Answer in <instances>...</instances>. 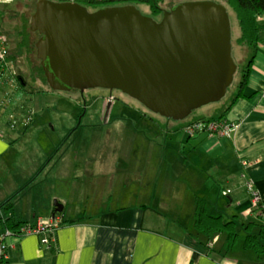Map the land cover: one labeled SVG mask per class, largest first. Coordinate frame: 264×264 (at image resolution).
Returning a JSON list of instances; mask_svg holds the SVG:
<instances>
[{
	"label": "crops",
	"instance_id": "0c3cea01",
	"mask_svg": "<svg viewBox=\"0 0 264 264\" xmlns=\"http://www.w3.org/2000/svg\"><path fill=\"white\" fill-rule=\"evenodd\" d=\"M261 18L264 20V15ZM261 35L262 40L254 48L242 45V50L250 52L245 61L251 52L253 58L247 84L239 96L237 84L224 105L206 109L180 127L159 123L163 134L158 137L136 135V140L132 139L135 163L129 176L135 179L130 193H120L122 189L118 192L125 182L117 178L114 196H106L110 200L133 201L132 204L108 206L105 197H100L104 201L89 214L65 216L67 202L53 186L46 185L41 172L47 170L56 181L71 178L75 182L86 175L90 183L107 181L104 169H108L102 166L106 154L99 152L97 156L90 150L83 156L82 165L76 166L71 164L70 152L63 144L49 145L48 150L39 151L40 156L50 157L46 166L41 169L42 161L33 166L29 158L21 156L19 160H27L28 166L14 167L22 173L14 180L10 166L16 164V156L11 157L10 150L27 136L12 137L11 131L2 134L5 130L0 120V237L5 234L9 264H264V255L255 258L251 250L241 249L240 242L235 250L225 249L223 234L214 237L212 253L189 234L197 200L209 214L234 221L237 231L241 230L238 233L244 234L247 223L262 222L246 188V183L252 181L264 199V32ZM217 118L237 124L229 136L207 130L188 134L185 130L195 120ZM180 128L185 133L178 136L175 131ZM55 151L58 156L53 155ZM115 156L121 159L125 155L116 151ZM77 160L81 162L79 157ZM124 172L129 174L118 171L117 176ZM81 189L85 188L73 184L68 192L75 198ZM90 196L89 193L84 200H90ZM18 197L23 199L17 206L14 200ZM92 200L96 202V198ZM54 201L61 203V211L54 212ZM7 203H11L8 209ZM184 209L186 219L181 217ZM54 215L60 217L61 223L51 233L19 234V228L8 230L4 224L9 218L13 227L19 222L21 226H34ZM41 237H47L52 247L46 248Z\"/></svg>",
	"mask_w": 264,
	"mask_h": 264
},
{
	"label": "water",
	"instance_id": "95a60500",
	"mask_svg": "<svg viewBox=\"0 0 264 264\" xmlns=\"http://www.w3.org/2000/svg\"><path fill=\"white\" fill-rule=\"evenodd\" d=\"M29 29L50 89H118L172 120L222 98L236 71L228 13L214 0L178 2L158 20L134 4L37 0Z\"/></svg>",
	"mask_w": 264,
	"mask_h": 264
},
{
	"label": "rangeland",
	"instance_id": "374dc122",
	"mask_svg": "<svg viewBox=\"0 0 264 264\" xmlns=\"http://www.w3.org/2000/svg\"><path fill=\"white\" fill-rule=\"evenodd\" d=\"M36 1L37 0H2L0 8V31L6 36L9 49L8 64H5L2 68L0 76V120H3L2 127H4L3 130H5L2 134L6 131H11L12 137L17 136V138H21L24 135L27 136L22 139V142L10 150L12 154L11 157L16 156V164H13L14 166L11 164L10 166V170L13 171L11 177L14 180H18V177L22 174L16 171L14 167L28 166L27 160H19L21 156H25L27 159L29 158L33 166L35 164L38 166L41 165V161L43 162V166L46 165L48 158L42 155L40 156L39 154L41 149L43 151L46 149L48 150L49 145L55 146V144H57L58 147V145L60 146L63 144L64 149L66 148V150L70 152V157L74 155L75 158L79 157L81 159V162L77 160L78 163L76 166L82 165L83 156L87 155L90 150L98 153L97 156H99V152H104L106 154V161L105 158H102V166H106L108 169V171L104 169V174L108 176L107 181L102 179L101 181L98 180L97 183H90L89 175L78 177L75 182L74 179L71 178H68L69 180L56 181V178H52L53 174H50L47 170L41 172L40 177L41 179H45L47 186H53L56 194L67 202L65 216H77L84 212L85 214H89L96 209L100 201H104L99 200L100 197H105V200H107L109 204L108 206L132 204L133 201L121 202L115 199L110 200L106 197L108 195L114 196L113 183L117 178L125 182V187L124 185H122L124 188L120 186L118 192L122 189L120 193H124L127 196L130 193L131 183L135 179H131L132 177L129 176L132 172L133 163H135L132 156V154H134L132 139L136 140V135H138L139 138H152L155 135L158 137L159 134H163L159 129V123H162V125H166L167 123L171 125L175 124L180 127L192 120L193 117L203 113L206 109H210L211 111L212 108H217L222 104L224 105L229 98H231V94L236 90V86L242 75L241 71L247 61H245V59L250 52L247 49L248 47L242 50V45L237 42L240 30L234 12L229 9L227 10L230 23L232 57L236 64V71L233 75L231 84L228 86L222 98L193 109L181 120H167L161 115L152 112H144L142 109H139L140 112L138 113L127 106L121 104L114 105V109L117 108L119 110H113L109 117H112L113 121H115H111L106 125L99 120V114L96 113L94 116L91 115L94 107L90 105L91 101L88 100L86 105L87 112L76 128L74 124L77 121L76 118H78V114L75 116L74 120L67 114L70 112V107L77 105V100H74L70 95L72 92L69 93V90H50L46 84L39 80L38 76L33 77L34 79L30 76V66L35 68L39 63L35 55L34 47L37 36L34 35L32 31L29 33L30 41L34 48L28 53L24 52V50L18 46V30L21 28H25L26 30V23H28L29 26L30 15L34 10ZM174 1L175 0H164L160 2V10L157 14H152L147 8H140L146 15L151 12L154 19L158 20L161 17L162 10L168 9ZM215 1L220 2V0ZM19 75L22 76L24 84L20 82ZM23 87L24 90L27 91H24ZM92 90L94 89H90V91ZM95 91H98V89H95ZM29 107L34 110L35 114L32 124L30 123L31 119L27 118L26 115L24 118L21 116L22 110H26L27 112ZM75 109L80 110L77 106H75ZM119 111L120 113H118ZM27 120L30 122H27ZM126 120H128V123L125 122ZM21 121L28 123V125L25 124L26 126H22ZM91 121L99 124H97V126L88 125L87 123ZM29 125L31 126L28 128ZM137 131L139 132L137 133ZM175 132L178 136L185 133L183 128ZM147 147L146 143L144 145V150H146ZM116 151H123L125 155L124 158L120 159L115 156ZM53 155L58 156L57 152ZM118 171H126L129 174L124 172V175L120 177L117 176ZM98 173L100 174L101 171ZM73 184L85 188L81 189L80 194L75 198L68 192L70 186ZM89 193L91 195L90 200H84L85 196L89 195ZM94 198H96V202L92 200ZM20 199L23 198L18 197L14 200L16 205ZM145 200L147 199L145 198ZM186 210L187 209L181 211V217L185 219L187 216ZM242 236L243 232H239L238 241L241 240Z\"/></svg>",
	"mask_w": 264,
	"mask_h": 264
},
{
	"label": "trees",
	"instance_id": "16d2710c",
	"mask_svg": "<svg viewBox=\"0 0 264 264\" xmlns=\"http://www.w3.org/2000/svg\"><path fill=\"white\" fill-rule=\"evenodd\" d=\"M163 1L164 0H101V1L77 0L76 2L84 5L89 11H93L102 6L134 4L137 7V9L140 10L141 13H143L141 8L144 7L147 8V10H150L152 14H157L159 13L160 10L159 4L160 2ZM182 1H186V0H175L172 5ZM219 3L223 4L226 7V10L229 9L232 12H234L240 30L239 36L237 38L238 44L246 45L250 49L254 48L262 40L261 33L264 32V20H262L261 18L264 15V0H220ZM151 12L148 15L154 18L151 15ZM26 25L28 26V23H26L25 26ZM27 26H26V30L25 28L24 29L21 28L18 31V46L26 53H28L31 49L34 48L32 42L30 41L29 33L31 31L29 29V26L28 27ZM252 54L253 53L251 52L250 57L248 58L245 66L241 71L242 75L238 83L239 90L237 96L241 94V90L247 84L250 64L253 58ZM35 55H36V50H35ZM231 55H232V44H231ZM7 58H9V49H8ZM37 60L39 61L38 58ZM35 68H33V66H30L29 68V73L31 78L34 79L33 77L38 76L39 80H41V82H43L44 84H46V86H48L40 62ZM19 79L20 82L24 84L22 76L19 75ZM27 122L30 121L27 120ZM25 124L28 125V123L24 122V125ZM10 207H11V203H7L5 206L6 209ZM10 222L11 221L9 220V218L6 221H4V224L6 226L5 228L8 230L20 228L22 225L19 222L17 226L15 225V227H13L14 225L13 226L9 225ZM237 229L238 228L234 221L224 220L220 215L209 214L205 210L204 206L200 203V201L199 200L196 201L193 210L192 226H191V230L189 231V234L192 236L193 239L197 240L200 244H202L205 248H207L209 252L212 253L214 251L212 247V245L215 242L213 240L214 237L216 235L223 234L225 249L235 250L239 247L237 243L240 242L241 249L251 250L255 258H260L262 255H264V225L262 222L259 224H255L253 222L245 224L244 234L240 241H238L239 230L237 231ZM15 232L17 231L15 230L14 233Z\"/></svg>",
	"mask_w": 264,
	"mask_h": 264
},
{
	"label": "built area",
	"instance_id": "2783aa9c",
	"mask_svg": "<svg viewBox=\"0 0 264 264\" xmlns=\"http://www.w3.org/2000/svg\"><path fill=\"white\" fill-rule=\"evenodd\" d=\"M50 1H57V2H63V1H77V0H50ZM95 1H101V0H95ZM1 2L0 0V8H1ZM8 43L6 36L0 31V76L2 73V68L5 66V64H8ZM24 124L23 121H21V124ZM237 124L235 122L231 121H223L221 119H210V120H196L191 122L189 125L185 127L186 132L188 134H192L195 131L198 130H207L209 132H213L219 136H229L230 132L235 128ZM247 191L250 195V202L252 207H256L260 211L262 223L264 225V199L260 196L258 191L254 188L252 181H248L246 183ZM61 219L58 215H54L46 220H40L38 221L34 226L30 225H23L19 228V234H25V233H36L40 234L42 232H52L58 224H60ZM6 234L9 233L8 230L5 232ZM5 234L0 237V264H9L8 262V256L6 253L7 245L4 242ZM40 242L46 247L51 248L52 242L47 237H41Z\"/></svg>",
	"mask_w": 264,
	"mask_h": 264
},
{
	"label": "flooded vegetation",
	"instance_id": "af4514ba",
	"mask_svg": "<svg viewBox=\"0 0 264 264\" xmlns=\"http://www.w3.org/2000/svg\"><path fill=\"white\" fill-rule=\"evenodd\" d=\"M15 18H16V16H15ZM16 20H17V18H16ZM33 34L36 35L37 38L39 37V34L37 32H33ZM90 89H94V90L90 91ZM95 89H98V91H95ZM50 90H52V89H50ZM40 91H42V90H40ZM70 92H72L70 94L71 97L74 100H77V105L70 107L69 108L70 112H68L67 114H68V116L72 117L73 120L75 119V116L78 114L77 115L78 118H76L77 121L75 123V124H77V123L78 124L77 125L74 124V126H76V128H77V126H79V122L83 119V116L87 112L86 105H87L88 100L91 101L90 105L92 107H94L91 115L94 116V115H96V113L99 114V117H100L99 120H101L104 123V125L113 121L112 117H109L111 115V112L113 110H115V111L119 110L117 108L114 109L115 108L114 105H120L121 104V105H124V106L131 108L132 110H134L138 113L140 112L139 109H142V111H144V112H152L151 110L147 109L144 105H142L139 101H137L133 97L123 93L122 91H120L118 89L94 87V88H87V89L79 90L77 88H72L69 90V93ZM115 92H118V93H115ZM94 102H95V105H94ZM75 106L79 107L80 110H76ZM118 113H120V111ZM152 113H154V112H152ZM21 114H22L21 116L23 118L26 115L27 118L31 119V124H32L33 119H34V115H35L34 110L32 108L29 107L27 112H26V110H22ZM125 122L128 123V120H126ZM87 124L91 125V126H97V124H99V123L91 121ZM69 159L72 161L71 164L76 165L78 163L77 157L75 158L74 155L72 157H69ZM49 160H50V157L48 158V162H49ZM56 161H57V158H56ZM44 166H46V165H44ZM44 166L42 165L41 168Z\"/></svg>",
	"mask_w": 264,
	"mask_h": 264
}]
</instances>
